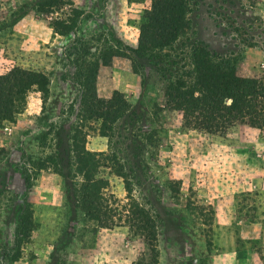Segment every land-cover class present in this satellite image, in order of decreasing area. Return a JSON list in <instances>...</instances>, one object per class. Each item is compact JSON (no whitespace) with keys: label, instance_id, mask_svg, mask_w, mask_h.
I'll return each instance as SVG.
<instances>
[{"label":"rangeland","instance_id":"374dc122","mask_svg":"<svg viewBox=\"0 0 264 264\" xmlns=\"http://www.w3.org/2000/svg\"><path fill=\"white\" fill-rule=\"evenodd\" d=\"M72 8L85 11L81 43L51 24ZM149 10L150 1L0 0V75L22 67L49 80L46 93L34 85L14 106L0 104V264H264V132L247 124L222 134L186 128L165 96L170 80L195 87L201 49L242 77H260L264 0H187L179 38L151 48V57L126 48H140ZM109 47L125 55L110 56ZM93 55L106 61L96 81L80 85L78 68ZM116 90L129 110L114 129L103 135L102 120L83 123L86 149L104 153L90 158L98 165L86 176V159L72 146L82 98ZM107 157L124 165L131 186L102 166L112 165ZM100 179L122 204L131 195L148 211L156 239L125 223L98 226L85 187Z\"/></svg>","mask_w":264,"mask_h":264},{"label":"trees","instance_id":"16d2710c","mask_svg":"<svg viewBox=\"0 0 264 264\" xmlns=\"http://www.w3.org/2000/svg\"><path fill=\"white\" fill-rule=\"evenodd\" d=\"M60 1V0H55ZM135 2L150 1L148 30L142 31L140 48L127 46L130 52L151 57V48L163 51L173 45L179 38L185 17L187 14V0H130ZM64 3V2H63ZM70 4V3H68ZM48 3H42L39 11H46ZM61 8V7H59ZM85 18V11L72 8L69 15L59 14L52 17L51 24L56 33L68 36V41L83 42L76 34L79 24ZM84 47L85 53H90ZM77 50V48H75ZM110 56H123L121 50L109 47ZM98 52V48L95 49ZM101 53V51H100ZM154 58V54H153ZM106 58L92 56L89 66L78 76L83 77L80 85L89 81L94 82L98 76L100 66ZM133 69L135 63L133 62ZM137 72V71H136ZM193 72L195 73V87H189L187 82L181 78L170 80L166 84V105L171 110H177L182 115V124L186 128L195 129L212 134H222L237 124H247L264 132V73L260 77H242L237 74L235 65H221L212 59V54L206 49L195 53L193 61ZM37 85L42 92H48L49 80L42 72L14 67L8 73L0 75V104L14 106V103L25 97L26 92ZM80 120L73 135L72 146L74 151L80 153L83 167H86V176L93 171L98 164L90 161L94 155H103V152L94 153L86 149V134L83 131V123L90 120H102V134L114 129V124L128 112L129 103L123 93L116 90L110 98L99 97L90 94L82 98ZM112 165L103 164L115 169V172L128 179L127 184L131 186V179L124 170V165L114 158L107 157ZM109 163V162H108ZM80 171V168H79ZM85 198L90 202L86 206V212L93 216L99 227L111 228L127 224L135 235H141L150 240L156 239V221L129 195L130 201L122 204L120 199L109 191V182L100 179L85 187ZM20 247V240H16ZM17 255L12 256L16 258Z\"/></svg>","mask_w":264,"mask_h":264}]
</instances>
